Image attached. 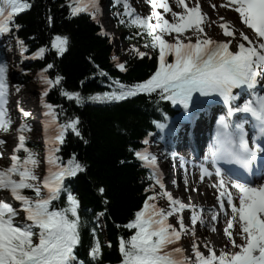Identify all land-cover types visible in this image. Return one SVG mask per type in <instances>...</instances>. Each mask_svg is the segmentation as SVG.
I'll return each instance as SVG.
<instances>
[{"label":"snow or ice","instance_id":"6c2138e0","mask_svg":"<svg viewBox=\"0 0 264 264\" xmlns=\"http://www.w3.org/2000/svg\"><path fill=\"white\" fill-rule=\"evenodd\" d=\"M117 6H123V12L117 11L115 15L121 24L136 27L151 38V43L145 42V47L159 49V66L150 77L132 85H125L119 80H113L110 87L112 91L98 93L88 97L93 101H120L138 94H159L161 101H170L173 105H181L185 111L189 110L194 94L209 98L214 103L219 97L226 106V114L220 115L216 122V140L209 147L208 153L198 165L200 180L205 177H216L213 187L217 189L216 199L219 209L228 215L225 201L231 210L227 227L224 229L226 242L217 250L211 241L205 240L203 247L207 255L201 251L200 238L196 236V225L206 226L215 231L214 223L218 219L215 208H209L208 219L203 217V209L196 205L186 204L182 199L174 197L163 182L162 173L157 165V156L152 154L147 145L149 141L143 140L141 149L129 148L142 165L150 169L147 179L150 184L145 188L147 195L142 207L134 213V218L123 225L126 229H135V233L127 240L119 238V250L122 254V264H264V183L253 186L251 182L242 181L239 177L232 179L225 173L218 162L221 160L235 163L245 170H250L258 153L264 152L257 141L264 137V95L255 93L258 85L264 81V0H225L221 7L230 9L238 14L242 29H235L231 22L221 23L224 29V40L212 39L204 32L202 23L204 14L199 4L188 7L185 0H176L183 6L185 14L173 13L174 22L169 23L163 19L159 12H153L156 22L150 23V17H142L132 8L129 0H114ZM153 9L159 7L165 12L170 11L165 0H151ZM70 16L87 12L93 20L101 11L99 0H69ZM29 3L23 0H3L0 5V36L10 34V24L15 15L30 9ZM215 8V5L212 6ZM124 17H128L127 22ZM224 21V17H220ZM51 25L52 17H48ZM18 31L20 26L16 25ZM101 35H108L101 25ZM192 29V35H185ZM243 29L251 30V38ZM159 30V32H157ZM238 32V35H237ZM175 34L174 42H168L165 34ZM193 36L195 42H192ZM35 39V37H32ZM187 40V42H185ZM242 41H247V46ZM17 46L23 56L28 48L25 42L16 38ZM68 37L55 35L51 39V48L57 55L66 51ZM47 47H40L31 58L42 59ZM131 51L140 58L147 53L141 52L133 45ZM174 57L168 62L167 57ZM112 60L116 67L125 71V64L119 62L115 55ZM54 67L49 63L38 73L40 82L45 85L42 94L45 116V143L47 154L45 157L47 171L41 178L36 169L39 166L38 154L26 147V137L23 134L29 131L27 124H21L17 129L18 144L9 156L8 166L0 168V190H6L11 200L18 202L19 207L5 199H0V264H84L79 260L76 250L80 244L79 200L66 188L64 181L67 177H74L86 170L76 154L64 162L58 153L60 145L64 143L65 133L70 129L77 137L79 131V118H67L65 123L57 122L55 106L43 101L47 96L48 88L59 85L63 77L57 74L55 79L47 76L49 69ZM98 67V66H97ZM7 65L0 62V131L8 132L12 121L8 117L7 104ZM107 76V73H102ZM245 88L251 95L242 104H237L239 93L235 89ZM19 91V89H17ZM61 95L69 100L81 103L83 97L79 92L61 90ZM24 117L30 113L20 109ZM234 113L250 114L255 123L253 128L256 135L252 144L246 139L247 132L244 125L236 124L235 130L227 117ZM156 126L164 128L165 124L154 121ZM247 123V121H245ZM51 130V135L49 131ZM82 138V137H81ZM6 141L0 140V144ZM23 150L25 155L18 153ZM166 157L175 158V152H165ZM3 153L0 152V157ZM123 163V161H122ZM211 163L214 171L206 166ZM185 171H187L185 167ZM175 183V182H174ZM185 191H188L187 180ZM231 188L237 190L234 197ZM157 187L159 191H157ZM25 190H31L33 195H27ZM191 191H199L193 188ZM99 194L103 196L105 189L100 187ZM64 199V206L59 207L54 202ZM166 200L167 206L162 207L158 201ZM238 200V203L235 201ZM104 199L103 203L108 204ZM190 212V225L185 223L183 215L185 210ZM21 213L23 216L21 217ZM105 212L97 213V217L104 216ZM175 218L176 223L170 222ZM117 227H121L117 225ZM191 237V253L189 256L183 247L176 246L183 236ZM239 239L240 243H237ZM107 246H111L110 242ZM102 256V246L92 229V243L88 250V257L94 264H99Z\"/></svg>","mask_w":264,"mask_h":264},{"label":"trees","instance_id":"16d2710c","mask_svg":"<svg viewBox=\"0 0 264 264\" xmlns=\"http://www.w3.org/2000/svg\"><path fill=\"white\" fill-rule=\"evenodd\" d=\"M23 2L29 3L31 7L14 16L10 24L12 31L7 35L14 41L17 37L23 40L28 48L23 55L28 60L24 62V72L34 69L36 81L42 84L38 73L47 64H53L54 67L48 70L47 76L54 80L59 74L63 80L59 85L48 88L43 101L55 106L59 124L65 123L67 118H79L78 128L82 138L69 129L58 153L64 162L75 153L77 160L86 168L64 181L65 187L79 200L81 242L76 250L77 256L84 264H94L88 257V250L92 243V229H95L102 246L99 264H122L119 238L127 240L135 233V229H126L123 225L134 218V213L142 207L147 195L151 194L145 193V188L150 184L147 179L150 170L136 159L129 148L141 149V142L148 140L149 135L158 128L154 121L167 126L170 117L181 106L161 101L158 92L150 95L141 93L120 101L89 100L90 96L112 91L110 85L113 80H119L125 85L147 80L158 67V48L145 47V42L150 44L151 38L138 28L129 27L130 32H126L125 41L130 43V50H119L121 55L125 54L123 63L126 70L121 71L112 60L115 50L112 36L104 28L108 35L100 34V20H93L87 12L70 16L67 6L69 0ZM2 4L3 0H0V5ZM107 7L114 26L119 30H127V23L121 24L115 15L117 11L123 12V6H117L114 0H110ZM49 16L52 17L51 25ZM124 19L127 22L128 18ZM16 25L20 26L18 31ZM55 35L68 37L66 51L62 55H57L56 50L51 48V39ZM133 45L140 51L141 46H144L143 52L147 55L140 58L131 51ZM42 46L48 49L43 58L32 59V53ZM171 59L174 57L169 55L168 62H173ZM102 73H107V76ZM62 89L79 92L83 97L82 102L77 104L75 100L62 96ZM43 93L40 95L41 100ZM45 122L42 125L44 133ZM51 134L50 130L49 135ZM26 147L36 153L39 144L26 139ZM42 148L46 164L47 146ZM100 187L105 189L103 196L98 192ZM25 192L33 195L31 190ZM64 199L61 196L54 203L63 207ZM104 199L109 201L107 205L103 203ZM207 210L203 209L202 213L205 220L208 219ZM102 211L105 215L99 217L100 228L94 219ZM109 242L110 247L107 246Z\"/></svg>","mask_w":264,"mask_h":264},{"label":"rangeland","instance_id":"374dc122","mask_svg":"<svg viewBox=\"0 0 264 264\" xmlns=\"http://www.w3.org/2000/svg\"><path fill=\"white\" fill-rule=\"evenodd\" d=\"M108 1L109 0H99L101 11L97 13V19L102 22L103 27L107 32L112 35L113 45H114V54L119 58V62L123 63L122 55L119 53L120 49H128L130 47V43L125 41L127 38V31L129 28L124 30H119L114 27L111 22V27L106 26L105 17L109 15L108 11ZM160 0H157L159 3ZM168 3L170 11L165 12L162 8L153 9L151 0H129L132 8L135 9L136 13L142 17H152L150 23H155L156 18L153 16V12H159L163 19L167 20L169 23L174 22L173 13L185 14V9L177 4L176 0H165ZM188 7H194L197 3L203 9V12L208 15V31L212 39L218 40L223 38V28L220 27L221 23H226L225 16H228L230 20L236 27L241 28L242 24L238 17V14L230 9H226L221 7V5L225 2V0H185ZM215 5V8L212 6ZM202 13V12H201ZM224 17V21L220 24L217 23L220 17ZM140 30V29H139ZM159 32V30H157ZM193 30L189 29L186 31L185 35H192ZM175 34H165L164 39L168 42H174L173 37ZM195 37L193 36L192 42H194ZM187 42V40L185 41ZM141 51H144V46H141ZM0 62L6 63L7 65V95L10 94L15 99V106H22L25 111L30 113L28 117H24L22 113L11 114L8 105L6 104L8 117L11 119L12 124L8 132L0 131V138H5L8 140L9 145H11V149L3 150V156L0 157V168L6 167L9 165L10 160L9 156L12 154L13 149L17 146L18 140V132L17 129L21 124H27L30 127L29 131H25L23 134L26 139L32 141L33 143H41V121L43 116V103L40 98V95L43 89L39 86L38 81H34L36 71L33 69L27 75L22 71L24 62H28V60L20 55L19 49L17 46V42L12 40L7 34L0 36ZM25 76L28 77L27 81H25ZM262 87L264 88V81L261 82ZM19 89V91H17ZM22 103H18L20 101ZM208 128V126H207ZM208 130V129H207ZM208 134V131H207ZM207 138V136H206ZM149 144H151V139L148 140ZM157 145V143H155ZM188 146L186 149L180 151H175L176 156L172 158L171 164L174 166L173 175L175 180L173 182V186L170 185L168 178H163V182L168 191H170L174 197H178L182 199V201L188 204V201H192V205H196L201 209H209L215 208L218 213V219L216 224L214 225L215 231L208 230L205 226L201 224L196 225V236L200 238V243L204 244L205 240L211 241L212 246L217 250V255H219V249L222 248L226 242V237L224 235V229L227 227L228 219L231 217V210L228 208L227 203L225 201V209L227 210L228 215H225L219 209V204L216 199L218 195L217 189L213 187V184L216 182V177L213 175L211 178L205 177L203 181L200 180V170L199 167L194 166L198 165L200 161L204 158L205 155H194L190 150L193 148V143L187 142ZM158 146V145H157ZM150 148V145H149ZM152 148V145H151ZM150 148V149H151ZM44 149H38V158H39V166L36 169L38 175L42 177V175L47 170V166L44 162ZM21 157L25 155L23 150L19 154ZM158 156L162 154H157ZM166 158L165 155H162ZM210 170L214 171L211 163L206 165ZM185 167L187 171H185ZM162 171V169H161ZM160 171V172H161ZM166 171V170H165ZM233 179V178H232ZM187 180V188L188 191H185V181ZM234 180V179H233ZM193 188L198 189L199 191H191ZM229 190L232 192V195L235 197L237 195V190L231 188L229 186ZM187 197V200L185 199ZM204 198V200H202ZM0 199H5L14 203L15 207H19L18 202H14L11 200L10 194L6 190H0ZM238 203V200L235 201ZM158 204L162 207L167 206V202L165 200L158 201ZM186 209L183 213L185 217V223L190 225L189 213ZM23 213H21V217ZM94 221L99 224L101 219L99 217H95ZM173 223L175 224V218H173ZM191 243L190 236H183L181 241H179L178 245L183 247L186 250V254L191 256V248L189 245ZM237 243H240L239 239ZM205 255H207V250L202 249Z\"/></svg>","mask_w":264,"mask_h":264},{"label":"bare ground","instance_id":"6f19581e","mask_svg":"<svg viewBox=\"0 0 264 264\" xmlns=\"http://www.w3.org/2000/svg\"><path fill=\"white\" fill-rule=\"evenodd\" d=\"M199 7H200V10H201V12H202V14H204V21H203V23H202V27L204 28V32L205 33H207V35L209 36V37H211L210 36V34H209V31H208V24H209V20H208V15L207 14H205V12H203V9L201 8V6L199 5ZM223 17V16H222ZM226 17V20H228L225 24H227L228 22H231V26L232 27H234L235 29H242V26H241V28H239V27H236L234 24H233V22L230 20V18L228 17V16H225ZM105 19V22H106V26L107 27H111V22H110V20H109V18L108 17H105L104 18ZM222 21L220 20V18H219V20H217V23L218 24H220ZM245 32H246V34L247 35H249V37L251 38V36H252V33H251V30H247V29H243ZM223 31H224V29H223ZM237 35H238V32H237ZM225 39V37H223V38H220V39H218V40H224ZM243 43H245V45L247 46V41H242ZM241 93L243 94V95H246L245 97H247V95H249V93H250V91L249 90H247V89H245V88H242L241 89ZM244 102V100L243 101H241L240 100V103H243ZM18 103H22L21 102V100L20 101H18ZM7 105H8V107H9V109H10V113L11 114H18V113H21V111H20V109H23L24 110V108H22V106L20 105H18V107L17 106H15V99L13 98V96L12 95H10V94H8L7 95ZM207 107L206 106H204V108L203 109H198V110H196L195 111V113H197V115H200V114H202V113H206L207 112V110H205ZM25 111V110H24ZM215 114V112L214 111H211V112H209V114H208V118L210 119V117L212 116V115H214ZM239 115H241V114H239ZM207 129L205 128V130H204V136L203 137H205L206 135H207ZM197 134V130L195 131V134H191L190 133V135L189 136H187V137H190V139H188V142H196V144L197 143H200V141H199V137L196 135ZM0 140H4V141H6V143H4V144H0V152H3V150H7V149H11V145H9V143H8V140L7 139H5V138H0ZM198 145V144H197ZM185 147H187V144H185V143H183L182 145H181V147L179 148V150L178 151H182ZM155 152V149L153 148L152 150H151V153H154ZM159 159V158H158ZM163 160L164 159H159V163H160V166H162V162H163ZM1 168H3V167H1ZM172 168H173V170H174V167L172 166ZM173 170L172 171H170V173L173 175ZM166 177V175H165V173L163 172V174H162V178H165ZM184 200H187V197L185 196V199ZM202 200H204V198H202ZM6 201H8V202H11V201H9L8 199L6 200ZM192 203V201L191 200H189L188 201V204H191ZM187 213H189L190 214V212H189V210H188V212ZM170 222H172L173 223V218H170ZM99 225L101 226V221H100V223H99ZM200 245H201V251H202V249H204V247H203V243H200ZM189 248H191V243H190V245H189ZM189 253H191V252H189ZM192 254V253H191Z\"/></svg>","mask_w":264,"mask_h":264}]
</instances>
